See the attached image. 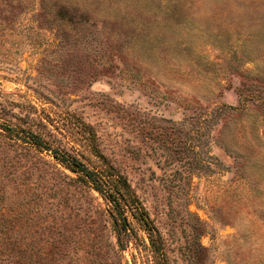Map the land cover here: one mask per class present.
<instances>
[{"label":"rangeland","instance_id":"374dc122","mask_svg":"<svg viewBox=\"0 0 264 264\" xmlns=\"http://www.w3.org/2000/svg\"><path fill=\"white\" fill-rule=\"evenodd\" d=\"M25 99L96 128L161 231L166 264H264V0H0V107ZM3 160L0 188L34 194L31 224L18 226L34 251L46 213L66 236L92 226L85 244L115 242L85 224L78 192L52 198L47 176L9 174ZM67 243L83 264L86 245ZM107 251L112 264L150 255L139 239Z\"/></svg>","mask_w":264,"mask_h":264},{"label":"trees","instance_id":"16d2710c","mask_svg":"<svg viewBox=\"0 0 264 264\" xmlns=\"http://www.w3.org/2000/svg\"><path fill=\"white\" fill-rule=\"evenodd\" d=\"M53 112L57 117L52 116L51 111H41L29 99L1 104L0 150L4 170L14 174L24 165L30 176H47L52 181V198L65 190L78 192L83 203L87 204L83 210L80 203L78 209L86 215L85 224L90 215V222L97 224L95 229L104 240L108 236L106 231L116 240L113 242L107 237L103 245L97 243L96 236L94 242L85 244L84 234L87 235L92 226L89 230L85 226L74 229L66 236L64 226L67 223L46 213L49 219L40 223L39 230L50 235L42 237L41 244L34 251L30 234L23 239L18 227L22 220L25 229L31 224L35 213L31 206L34 194L28 183L10 188L7 181L0 188V195L12 201L10 205H0V264H73L77 251L74 245L67 243L71 238L86 245L83 264H112L105 257L106 253L103 255V250L106 248L107 253L113 251L119 256L132 239L143 241L150 252L148 263L144 261V264H166L168 254L161 231L128 178L104 153L96 128L79 116L69 118L59 111ZM15 180L16 183L20 179L16 177ZM43 195L37 196L39 201L44 199ZM64 203V208H75L70 207V197L64 196ZM15 204L17 208L12 207ZM36 212L41 214L43 211L38 206Z\"/></svg>","mask_w":264,"mask_h":264}]
</instances>
